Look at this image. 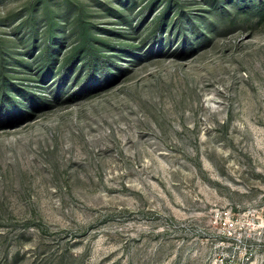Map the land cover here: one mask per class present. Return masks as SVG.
I'll use <instances>...</instances> for the list:
<instances>
[{
  "label": "rangeland",
  "instance_id": "obj_1",
  "mask_svg": "<svg viewBox=\"0 0 264 264\" xmlns=\"http://www.w3.org/2000/svg\"><path fill=\"white\" fill-rule=\"evenodd\" d=\"M0 264H264V0H0Z\"/></svg>",
  "mask_w": 264,
  "mask_h": 264
}]
</instances>
